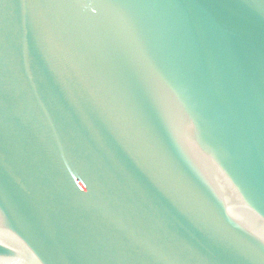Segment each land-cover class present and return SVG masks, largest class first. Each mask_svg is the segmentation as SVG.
Here are the masks:
<instances>
[{
  "label": "water",
  "instance_id": "obj_1",
  "mask_svg": "<svg viewBox=\"0 0 264 264\" xmlns=\"http://www.w3.org/2000/svg\"><path fill=\"white\" fill-rule=\"evenodd\" d=\"M0 264H264V0H0Z\"/></svg>",
  "mask_w": 264,
  "mask_h": 264
}]
</instances>
